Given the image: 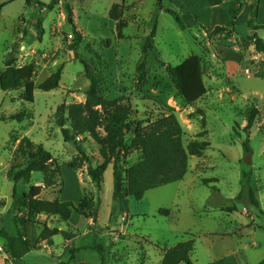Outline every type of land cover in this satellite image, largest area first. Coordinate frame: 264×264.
I'll use <instances>...</instances> for the list:
<instances>
[{"label": "rangeland", "instance_id": "obj_1", "mask_svg": "<svg viewBox=\"0 0 264 264\" xmlns=\"http://www.w3.org/2000/svg\"><path fill=\"white\" fill-rule=\"evenodd\" d=\"M53 1L36 0L28 6L26 0H0V4L7 3L0 11V72L7 61L16 67L33 63V80L38 86L62 69L59 88L36 89L33 104L22 99V91L0 90V206L4 204L0 230L16 235L11 215L14 183L7 171L25 162L17 149L24 137L41 144L53 157L51 168L58 171L55 185L44 188L41 198L75 206L86 201L87 218L77 213L75 223L44 215L34 218L49 228L60 227L61 232L51 239L52 246L43 248L41 243L40 250L27 253L15 264H56L59 255L63 256L61 264H102L97 247H103L104 264H144V258L146 264H159L164 248L188 240L195 241L190 256L193 264H258L264 260V57L255 51L250 38L257 34L264 41V30H251L249 10L245 12L248 0H227L217 10L206 0H163V8L177 11L186 29L181 30L166 12L159 13L144 72L138 67L158 0H125L128 27L123 40L117 38L116 24L108 17L110 7L122 0H58L48 11ZM40 18L41 39L35 26ZM216 26L226 31L215 33ZM73 28L82 36L79 56L107 84L104 98L124 97L132 107L133 119L143 125L174 114L184 130V146L193 141L209 143L203 155L189 158L182 181L149 190L140 201L128 198L118 204L112 198L111 165L100 190L92 183L86 160L74 146L64 143L54 119L59 106L84 103L89 86L83 66L74 60ZM191 55L202 60L207 94L188 106L174 89L166 66L176 67ZM244 68L252 77L242 73ZM254 106L259 116L246 132L245 116ZM22 112L26 114L23 121L11 119ZM79 140L96 166L98 147L89 138ZM246 141L249 154L243 149ZM138 160L134 154L128 165ZM74 162L78 168L69 166ZM247 177L259 209L248 204L246 197L235 200ZM32 186H44L41 174L33 173L28 184L19 183L15 198L27 194ZM160 210H169V215ZM41 228L29 225L28 238L37 241ZM67 234L73 239L69 248H65ZM0 264H5L1 258Z\"/></svg>", "mask_w": 264, "mask_h": 264}, {"label": "trees", "instance_id": "obj_2", "mask_svg": "<svg viewBox=\"0 0 264 264\" xmlns=\"http://www.w3.org/2000/svg\"><path fill=\"white\" fill-rule=\"evenodd\" d=\"M34 1L36 0H26V5L30 6ZM225 1L227 0H206L210 8L222 6ZM260 1L248 0L246 4L249 9L248 24L251 26V30L255 32L264 30V25H257ZM162 3L163 0L157 1L152 18L153 28L143 46V59L138 67L139 72L146 70L148 55L153 50L156 36L157 18L161 11L169 14L181 30L186 29L181 15L177 11L164 9ZM6 4H0V11ZM57 4L58 0L53 1L47 6V10H53ZM66 9L68 19H70L71 14L68 5H66ZM125 11V0L113 4L108 11L109 19L116 24V35L120 40L124 39V31L128 27V20L124 16ZM35 26L37 37L41 39L44 33L42 18L37 20ZM225 31L226 28L222 26H216L214 29L215 33ZM73 32L74 39L71 47L74 60L79 61L83 66L89 86L85 92L84 103L59 106L54 114V119L55 125L60 129L64 143L74 146L81 158L86 160L88 164L87 174L92 183L100 190L103 175L108 166L111 165L113 169L112 198L114 203L118 204L128 198L140 201L149 190L182 181L188 171L189 158L203 155L209 148V143L193 141L184 146V130L174 114L162 115L153 122L143 125L133 119L132 107L128 102H125L124 97L104 98L102 94L107 91V84L104 82L103 76L95 74L89 64L79 56L78 50L82 36L75 28H73ZM250 38L253 41L255 51L264 57V41L258 38L257 34ZM6 63L5 70L0 72V90L2 92L22 91V99L28 104H33L36 89L50 92L59 88L62 76L61 68L36 86L33 80L35 75L33 63L21 67L13 66L9 61ZM166 74L174 89L188 106H193L207 94V88L203 81L202 60L197 55H191L176 67L167 65ZM258 116L259 110L255 106L248 111L245 116L246 132H249L255 125ZM25 117L26 114L22 112L11 116V119L21 122ZM80 138L82 140L89 138L98 147L100 162L96 166H92L88 160L85 151L80 146ZM17 149L22 161L24 159L25 162L11 166L7 171V176L14 183V202L11 215L16 235L9 236L4 230L0 231V244L4 251L10 255L13 264L20 262L27 253L40 250L42 242L51 245V239L60 233L59 227L49 228L44 224L37 223L34 218L44 215L67 223L74 212L81 218H87L85 213L86 201L75 206L71 202L47 201L41 198L44 188L55 185L58 174L56 169L51 168L52 155L41 144H34L24 137L20 139ZM243 149L245 154L251 153L248 141L243 143ZM134 154L139 155V160L133 165H128L129 158ZM74 163L69 164V166L78 168L76 162ZM33 173L42 175L44 186H32L27 194L15 198L17 185L30 183ZM204 183L208 184L207 181ZM245 197L248 204L259 209V201L248 177L235 200L242 201ZM159 213L169 215V210H160ZM29 225H41L42 228L37 241L28 238L27 227ZM194 242V240H188L173 247L164 248L159 264H193L190 256L194 251ZM96 249L101 255L102 264H104L103 247ZM143 261L146 264L145 258ZM258 264H264V260Z\"/></svg>", "mask_w": 264, "mask_h": 264}, {"label": "crops", "instance_id": "obj_3", "mask_svg": "<svg viewBox=\"0 0 264 264\" xmlns=\"http://www.w3.org/2000/svg\"><path fill=\"white\" fill-rule=\"evenodd\" d=\"M223 6V5H222ZM222 6H216V7H213L212 9L213 10H217V9H222ZM245 12L247 11V10H249L248 9V6H245ZM262 11H264V0H261L260 1V3H259V7H258V18H257V25H264L263 23H261V19H263L264 20V12H262ZM4 206V204L3 205H1L0 206V208L1 207H3ZM74 214H76V213H73L72 215H71V217H70V219H69V221H71V223H75V222H77L78 221V219L76 218V216H74ZM68 221V222H69ZM16 230V229H15ZM59 230H60V227H59ZM1 231V230H0ZM60 232H61V230H60ZM66 238H65V244H66V246H65V248H69L70 247V244L73 242L72 240V238H71V236L70 235H66L65 236ZM43 243V248H48V247H50L49 246V244L48 243H46V242H42ZM256 242H254V244H255ZM1 245V244H0ZM256 246H257V244H255ZM51 246H52V244H51ZM256 246H253V247H256ZM160 258H162V257H160ZM63 261V256L62 255H59L58 256V261H57V263L56 264H61V262ZM5 262V261H4ZM146 263V262H145Z\"/></svg>", "mask_w": 264, "mask_h": 264}, {"label": "built area", "instance_id": "obj_4", "mask_svg": "<svg viewBox=\"0 0 264 264\" xmlns=\"http://www.w3.org/2000/svg\"><path fill=\"white\" fill-rule=\"evenodd\" d=\"M69 37L72 38V36ZM242 73L248 78L252 77L250 71L246 68L242 69ZM0 258L3 259L5 262H8V264H13L10 255L4 251L2 245H0Z\"/></svg>", "mask_w": 264, "mask_h": 264}, {"label": "water", "instance_id": "obj_5", "mask_svg": "<svg viewBox=\"0 0 264 264\" xmlns=\"http://www.w3.org/2000/svg\"><path fill=\"white\" fill-rule=\"evenodd\" d=\"M248 160V159H247ZM247 164H250V162L249 161H247Z\"/></svg>", "mask_w": 264, "mask_h": 264}]
</instances>
